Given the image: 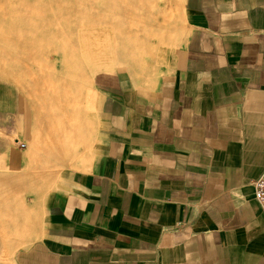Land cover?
Listing matches in <instances>:
<instances>
[{
  "label": "crops",
  "instance_id": "obj_1",
  "mask_svg": "<svg viewBox=\"0 0 264 264\" xmlns=\"http://www.w3.org/2000/svg\"><path fill=\"white\" fill-rule=\"evenodd\" d=\"M183 30L148 85L93 77L95 150L46 198L52 264H264V0H180ZM0 80V166L26 138ZM19 140V142H18Z\"/></svg>",
  "mask_w": 264,
  "mask_h": 264
},
{
  "label": "rangeland",
  "instance_id": "obj_2",
  "mask_svg": "<svg viewBox=\"0 0 264 264\" xmlns=\"http://www.w3.org/2000/svg\"><path fill=\"white\" fill-rule=\"evenodd\" d=\"M115 1L119 12L114 0H97L110 12L93 38L87 0H0V80L28 133L18 140L20 167L0 166V264H52L39 246L40 219L60 177L93 158L95 73L121 70L148 85L171 59L180 0Z\"/></svg>",
  "mask_w": 264,
  "mask_h": 264
},
{
  "label": "bare ground",
  "instance_id": "obj_3",
  "mask_svg": "<svg viewBox=\"0 0 264 264\" xmlns=\"http://www.w3.org/2000/svg\"><path fill=\"white\" fill-rule=\"evenodd\" d=\"M104 1V0H103ZM141 1H143V0H141ZM116 1L114 0V2H112V5L110 6L111 8H110V10L112 11L113 10V12H119L120 11V8L117 6V4L115 3ZM148 2V1H147ZM146 2V3H147ZM87 3H88V5H89V10H88V18H87V24L89 25V26H92V28L90 29V32H89V36L90 37H93V38H96L97 36H98V32H97V30H96V26H97V23L99 22V21H103V22H106V21H108V19L107 20H105L103 17H107V15L109 14V13H107V12H110V10H107V9H105V3L103 4V5H99L98 3H97V0H87ZM35 5V4H34ZM31 7H33V6H31ZM52 7V6H51ZM35 9V8H34ZM105 9V10H104ZM40 13V12H39ZM29 14V13H28ZM60 24V23H59ZM114 25H115V23H114ZM121 27H123L124 29L127 27V23L125 22V21H123L121 24ZM62 26V25H61ZM60 26V27H61ZM98 27V26H97ZM79 29V28H78ZM81 31V30H80ZM80 31H78V34H79V32ZM81 33V32H80ZM85 34V33H84ZM81 35H83L82 33H81ZM91 44V43H90ZM93 57V56H92ZM17 58V57H16ZM10 60H13V57L12 58H10ZM47 75V74H46ZM44 79H45V77H44ZM44 79H42L43 81H44ZM46 80L48 81V79L46 78ZM46 81V82H47ZM42 82V81H41ZM45 82V83H46ZM49 83V82H48ZM55 84V83H54ZM53 93V92H52ZM52 96V95H51ZM54 96H56V95H54ZM69 96H70V94H69ZM49 97H50V95H49ZM55 99H56V97H54ZM51 100V99H50ZM71 103V102H70ZM62 111V110H61ZM63 112V111H62ZM67 113V112H66ZM59 115V114H58ZM51 121V120H50ZM57 121V120H56ZM50 124V123H49ZM56 124V123H55ZM48 126H50V125H48ZM55 127V126H54ZM53 127V128H54ZM52 132V131H51ZM63 134V133H62ZM67 134H69L68 132H67ZM51 136V135H50ZM67 136V135H66ZM77 136V135H76ZM54 139H55V137H54ZM54 142V141H53ZM50 146H52V144L50 145ZM54 152H55V150H54ZM15 192V191H14ZM11 193V192H10ZM8 197V196H7ZM5 198L6 197H4V200H5ZM15 199V198H14ZM8 199H6V201H7ZM8 203H9V201H7ZM11 202V201H10ZM3 212V211H2Z\"/></svg>",
  "mask_w": 264,
  "mask_h": 264
},
{
  "label": "built area",
  "instance_id": "obj_4",
  "mask_svg": "<svg viewBox=\"0 0 264 264\" xmlns=\"http://www.w3.org/2000/svg\"><path fill=\"white\" fill-rule=\"evenodd\" d=\"M22 147H25V144H21ZM255 196L258 202L264 209V173L254 181Z\"/></svg>",
  "mask_w": 264,
  "mask_h": 264
}]
</instances>
